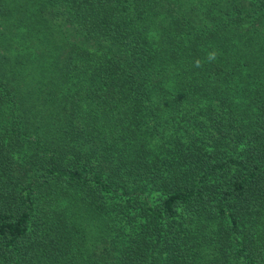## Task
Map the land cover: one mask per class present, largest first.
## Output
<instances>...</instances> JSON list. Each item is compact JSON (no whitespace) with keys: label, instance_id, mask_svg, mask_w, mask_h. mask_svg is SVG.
<instances>
[{"label":"trees","instance_id":"16d2710c","mask_svg":"<svg viewBox=\"0 0 264 264\" xmlns=\"http://www.w3.org/2000/svg\"><path fill=\"white\" fill-rule=\"evenodd\" d=\"M0 264H264V0H0Z\"/></svg>","mask_w":264,"mask_h":264},{"label":"clouds","instance_id":"9594fccd","mask_svg":"<svg viewBox=\"0 0 264 264\" xmlns=\"http://www.w3.org/2000/svg\"><path fill=\"white\" fill-rule=\"evenodd\" d=\"M217 55H218V53L215 50L208 52L206 55V61L209 63L215 61L217 58ZM194 66L197 68L202 67L203 66L202 61L197 59L194 63Z\"/></svg>","mask_w":264,"mask_h":264}]
</instances>
